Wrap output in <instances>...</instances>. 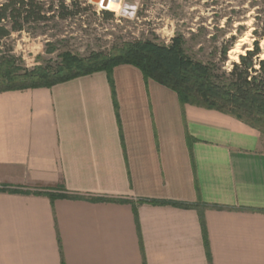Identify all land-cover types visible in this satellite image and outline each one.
<instances>
[{"label":"crops","instance_id":"0c3cea01","mask_svg":"<svg viewBox=\"0 0 264 264\" xmlns=\"http://www.w3.org/2000/svg\"><path fill=\"white\" fill-rule=\"evenodd\" d=\"M0 187V264H264L258 133L130 65L1 92Z\"/></svg>","mask_w":264,"mask_h":264},{"label":"trees","instance_id":"16d2710c","mask_svg":"<svg viewBox=\"0 0 264 264\" xmlns=\"http://www.w3.org/2000/svg\"><path fill=\"white\" fill-rule=\"evenodd\" d=\"M79 2L73 0L66 5L65 0H54L47 6L37 0H10L0 3V45L12 33L23 31L24 25L34 22L44 24L52 20L74 19L80 12ZM111 19L112 14L103 12ZM9 22V25H8ZM264 37V33L262 34ZM229 47L221 52L220 64L227 61ZM13 57H0V93L28 89H50L73 79L105 72L111 82L112 70L120 65H130L140 70L144 79L152 80L173 91L181 106L190 105L229 115L256 131L264 138V58L259 57V48L240 55L229 72L215 63H202L189 57L181 37H175L169 45L152 41H137L123 44L113 54L91 53L79 58L65 53L56 68L35 67L25 70L16 66ZM0 192L17 193L16 189L0 187ZM36 195L49 198L77 199V195L65 190L36 191ZM96 202L126 203L137 205H175L195 208L182 204L138 201L137 205L122 198H93ZM203 222V221H202ZM203 224V223H202Z\"/></svg>","mask_w":264,"mask_h":264},{"label":"rangeland","instance_id":"374dc122","mask_svg":"<svg viewBox=\"0 0 264 264\" xmlns=\"http://www.w3.org/2000/svg\"><path fill=\"white\" fill-rule=\"evenodd\" d=\"M37 1L47 6L54 2ZM71 1L65 0L66 5ZM76 1L77 17L24 25L23 31L1 41L0 57H13L16 66L25 70L38 66L54 69L65 53L79 58L91 53L109 55L126 43L169 45L173 38L181 37L189 57L215 63L226 72L255 43L260 59L264 58V0H105L103 6L93 0ZM103 12L111 13L112 18ZM227 46V61L220 64L222 49ZM258 141L264 151V138L259 134Z\"/></svg>","mask_w":264,"mask_h":264},{"label":"water","instance_id":"95a60500","mask_svg":"<svg viewBox=\"0 0 264 264\" xmlns=\"http://www.w3.org/2000/svg\"><path fill=\"white\" fill-rule=\"evenodd\" d=\"M94 2H96V3H98L100 0H93ZM105 2H104V0H101L100 1V4L103 6V4H104Z\"/></svg>","mask_w":264,"mask_h":264},{"label":"built area","instance_id":"2783aa9c","mask_svg":"<svg viewBox=\"0 0 264 264\" xmlns=\"http://www.w3.org/2000/svg\"><path fill=\"white\" fill-rule=\"evenodd\" d=\"M105 1V0H104ZM102 6V5H101ZM101 8V7H100ZM102 9V8H101ZM103 10H105V9H103Z\"/></svg>","mask_w":264,"mask_h":264},{"label":"bare ground","instance_id":"6f19581e","mask_svg":"<svg viewBox=\"0 0 264 264\" xmlns=\"http://www.w3.org/2000/svg\"><path fill=\"white\" fill-rule=\"evenodd\" d=\"M99 2H100V1H99ZM99 2H98V3H99ZM98 3H97V4H98Z\"/></svg>","mask_w":264,"mask_h":264}]
</instances>
